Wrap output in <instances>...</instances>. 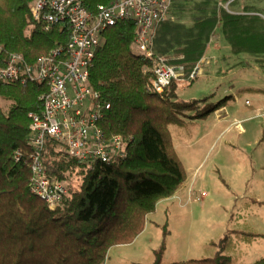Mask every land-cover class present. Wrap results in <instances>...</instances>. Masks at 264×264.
<instances>
[{"label": "trees", "instance_id": "16d2710c", "mask_svg": "<svg viewBox=\"0 0 264 264\" xmlns=\"http://www.w3.org/2000/svg\"><path fill=\"white\" fill-rule=\"evenodd\" d=\"M82 1L94 11L113 0ZM228 1L174 0L171 15L177 20L171 18L159 26L155 55L168 57L171 65L191 66L207 54L221 28L235 55L247 54L264 69V38L262 43L257 41L250 16L231 14L221 6ZM33 2L0 0V68L11 54L23 55L33 64L69 42L66 25L46 33L34 23ZM237 3L235 0L229 7ZM105 38L90 82L103 102L111 105L100 123L104 136L127 139V157L88 165L62 157L55 141L48 139L43 162L49 175L72 183L54 210L30 190V114L43 110L39 97L44 86L0 83V264H104L112 248L132 244L158 205L175 196L188 179L171 126L184 127L187 119L203 120L225 107L229 99L201 110L200 101L179 99V82H173L162 96L152 93L149 70L153 61L132 50L137 38L135 24L121 21L105 31ZM194 111L193 116L188 115ZM162 229L164 241L155 251L153 264H163L167 222ZM233 234L258 237L231 231L216 245L214 258L174 264H232L225 250ZM255 264H264V259Z\"/></svg>", "mask_w": 264, "mask_h": 264}, {"label": "rangeland", "instance_id": "374dc122", "mask_svg": "<svg viewBox=\"0 0 264 264\" xmlns=\"http://www.w3.org/2000/svg\"><path fill=\"white\" fill-rule=\"evenodd\" d=\"M225 5L221 4L224 9ZM240 9L245 11L241 15L250 16L251 31L262 43L264 0H238L228 11L236 14ZM171 18L177 20L174 15ZM217 36L220 42L209 43L208 57H215L227 69L239 68L226 70L222 74L229 77L224 79L210 74L211 78L208 70L216 61L209 58L211 61L203 66L199 79L179 83V99L200 101L203 110L234 93L238 101L225 102L229 112L239 119L247 118L243 120L246 128L264 126V118L251 113L260 98L257 89H264V69L256 66L247 54L235 55L221 28ZM246 100L252 105L246 106ZM3 106L7 109L8 104L3 102ZM216 116L217 113L211 112L203 120L187 119L184 127L171 126L176 151L188 171V181L175 196L158 205L156 212L148 217L144 232L132 244L112 248L104 264H153L155 251L164 241L162 226L166 222L169 235L163 264L212 259L218 251L216 245L231 231L258 235L230 236L225 255L232 259V264H255L264 259V141L251 147L228 145L226 137L219 138L226 126L218 124ZM214 125L217 127L213 130ZM232 133L238 136L236 131ZM76 183L77 180L73 186Z\"/></svg>", "mask_w": 264, "mask_h": 264}, {"label": "built area", "instance_id": "2783aa9c", "mask_svg": "<svg viewBox=\"0 0 264 264\" xmlns=\"http://www.w3.org/2000/svg\"><path fill=\"white\" fill-rule=\"evenodd\" d=\"M173 3L174 0H113L94 11L88 10L82 0H34L32 3L34 23L46 33L66 25L69 42L51 49L33 64L23 55L11 54L6 66L0 68V83L44 86L39 97L43 110L30 114V190L50 209L54 210L68 195L71 184L49 175L43 162L48 139L55 141L62 157L75 158L88 165L127 157V139L104 136L100 123L111 105L103 102L90 82L97 52L105 45V31L109 27L121 21L135 24L137 38L132 50L153 61L149 70L150 92L162 96L173 82L188 84L203 75V66L211 61L206 56L187 66L171 65L168 57L155 55L158 28L171 19ZM258 116L264 117V114ZM242 124L241 121L234 123L240 133L245 132ZM17 155L20 160L21 153Z\"/></svg>", "mask_w": 264, "mask_h": 264}, {"label": "crops", "instance_id": "0c3cea01", "mask_svg": "<svg viewBox=\"0 0 264 264\" xmlns=\"http://www.w3.org/2000/svg\"><path fill=\"white\" fill-rule=\"evenodd\" d=\"M233 1H235V0H229L226 3L225 9L227 11L230 8L229 7L230 3H232ZM240 10H241L240 13L237 12L234 15H241V14H243L245 12V11H242V9H240ZM231 14H233V13H231ZM214 40L215 41L217 40V42H220L219 41L220 37L217 36V32H216V38ZM214 40H212V41H214ZM209 46H210V44H209ZM208 51H209V49H208ZM207 53H209V52H207ZM205 56L207 58H211L212 60H214V62L216 61L215 65L213 67L209 68L207 75L210 76V74H211L215 78H222V79H224L225 77H229L228 74H222V73L226 72V70L228 71L229 68L227 69L223 65H220L219 63H217V59L215 57H208V54H206ZM238 68L239 67L230 68L228 72L235 71ZM217 75H219V76L217 77ZM257 90L259 92L258 94H259L260 98L256 102V105H254L255 108H254V110L251 111V113L256 112L257 115H259V114H264V89H257ZM226 98H229L228 102L235 101V100L238 101L237 94H234V93H232L230 96H227ZM228 102H227V104H228ZM247 102H249V105L246 104V106H251L252 105L249 100H246L245 103H247ZM227 104H225V107H223L220 110H217L216 112H214V113H217L216 119H217L218 124L226 126L225 129L223 130V132L220 133L219 138L221 136H222V138L226 137L225 142L228 145H232L233 147H237V148L238 147H251L252 144L259 146L260 143L262 141H264V126H261V124H259L256 127L246 128L242 124V127H243L245 132L244 133H240L238 130L235 129L234 123H235V121H241L243 123V120H246L247 118L239 119V118L235 117L234 116L235 115L234 112L233 113L229 112ZM262 118H264V117H262ZM215 127H217V125H214L212 129L214 130ZM233 131H236V133L238 135L237 137L235 135H233V133H232ZM220 170L221 169L219 168L218 171L220 172ZM187 173H188V171H187ZM187 181H188V179H187ZM257 202H259V201H257Z\"/></svg>", "mask_w": 264, "mask_h": 264}]
</instances>
